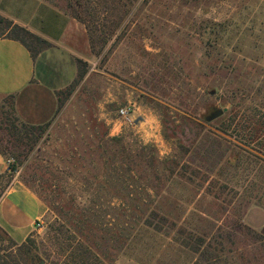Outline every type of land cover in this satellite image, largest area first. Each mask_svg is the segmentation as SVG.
<instances>
[{
  "label": "rangeland",
  "instance_id": "obj_1",
  "mask_svg": "<svg viewBox=\"0 0 264 264\" xmlns=\"http://www.w3.org/2000/svg\"><path fill=\"white\" fill-rule=\"evenodd\" d=\"M46 1L86 71L43 128L0 95V149L45 209L21 243L0 227V256L60 264L79 242L94 264H264L246 221L264 210V0Z\"/></svg>",
  "mask_w": 264,
  "mask_h": 264
},
{
  "label": "crops",
  "instance_id": "obj_2",
  "mask_svg": "<svg viewBox=\"0 0 264 264\" xmlns=\"http://www.w3.org/2000/svg\"><path fill=\"white\" fill-rule=\"evenodd\" d=\"M0 17V25L5 23L0 26V95L12 96L13 112L21 122L48 123L59 109L60 92L73 84L78 60L84 57L67 44L73 19L46 0H0ZM13 26L25 28L48 44L33 54L10 33ZM7 159L0 151V182L11 178L0 194V227L21 243L42 221L45 209L33 191L9 174ZM256 210L261 212L246 214V221L260 227L264 210Z\"/></svg>",
  "mask_w": 264,
  "mask_h": 264
},
{
  "label": "trees",
  "instance_id": "obj_3",
  "mask_svg": "<svg viewBox=\"0 0 264 264\" xmlns=\"http://www.w3.org/2000/svg\"><path fill=\"white\" fill-rule=\"evenodd\" d=\"M0 20H2L1 17H0ZM10 33L12 35H14L15 37H17L18 39H20L23 43H25V45H27L30 48V50H31V52L33 54L35 53L34 49H40V48H42V47H44L45 45L48 44L45 40H43L39 36H37V35L29 32L28 30H26L23 27L13 26L11 28V32ZM17 33H22V34H24L26 36H30L31 38H33L37 42V45L38 46L34 48L33 46H31L26 41V39L21 34H17ZM38 43L39 44L41 43V45H39ZM78 64L79 65L80 64L83 65L82 70L80 71V67H79V71H78V75L81 78L85 74V71H86V69L84 67L85 62L82 61V60H78ZM10 97H12V96H10ZM59 106H60V100H59ZM12 109H13V107H12ZM17 120H19V119L17 118ZM21 123L23 125H27L28 127L32 128V129H39V128L45 127L49 122L48 123H45V124H42V125H29V124H26V123H23V122H21ZM110 139L111 140H117L116 137H115V139L114 138H110ZM142 147L145 148V149H147V148L149 149L148 145H143ZM0 151L5 155V153L3 152V150L0 149ZM9 169H10L9 174H12V172L16 169V167H15L14 164H10ZM10 239H11V237H10ZM11 240L13 241V239H11ZM13 242H15V241H13ZM15 244H16V242H15ZM79 246L81 247L82 245L78 242L77 243V246H75L73 248V251H71L70 254L68 255V257L65 260H63L60 264H94V262L91 260V257L88 258L87 256H83V252H81L79 250ZM0 264H20V262L14 259L13 253H6V254H3L2 256H0Z\"/></svg>",
  "mask_w": 264,
  "mask_h": 264
},
{
  "label": "built area",
  "instance_id": "obj_4",
  "mask_svg": "<svg viewBox=\"0 0 264 264\" xmlns=\"http://www.w3.org/2000/svg\"><path fill=\"white\" fill-rule=\"evenodd\" d=\"M119 119L123 122V124H132L133 123V118H132V108L130 105H123L121 107L118 108L117 110ZM7 164H8V170L9 166L11 164V159H7ZM36 227L38 229L43 228V221H38L36 224Z\"/></svg>",
  "mask_w": 264,
  "mask_h": 264
},
{
  "label": "water",
  "instance_id": "obj_5",
  "mask_svg": "<svg viewBox=\"0 0 264 264\" xmlns=\"http://www.w3.org/2000/svg\"><path fill=\"white\" fill-rule=\"evenodd\" d=\"M221 113H222V111L218 109L211 115V118L216 117V116L220 115Z\"/></svg>",
  "mask_w": 264,
  "mask_h": 264
}]
</instances>
